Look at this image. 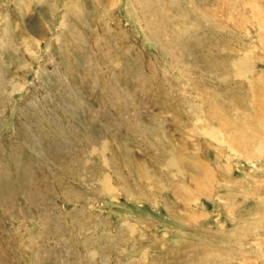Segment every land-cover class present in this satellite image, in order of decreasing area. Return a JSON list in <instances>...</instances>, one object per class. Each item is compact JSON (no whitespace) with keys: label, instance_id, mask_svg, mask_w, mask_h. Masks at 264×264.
Segmentation results:
<instances>
[{"label":"rangeland","instance_id":"374dc122","mask_svg":"<svg viewBox=\"0 0 264 264\" xmlns=\"http://www.w3.org/2000/svg\"><path fill=\"white\" fill-rule=\"evenodd\" d=\"M0 264H264V0H0Z\"/></svg>","mask_w":264,"mask_h":264}]
</instances>
